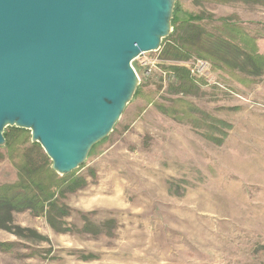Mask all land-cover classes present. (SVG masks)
<instances>
[{"label":"rangeland","instance_id":"obj_1","mask_svg":"<svg viewBox=\"0 0 264 264\" xmlns=\"http://www.w3.org/2000/svg\"><path fill=\"white\" fill-rule=\"evenodd\" d=\"M176 1L180 17L200 14L224 36L225 20L252 39L241 48L264 58L263 6ZM164 43L132 61L139 93L66 174L86 181L57 195L67 212L60 229L13 212L10 227L0 225V264H264V60L256 73L195 54L174 62L161 59ZM170 64L194 69L195 87L181 91ZM4 132L0 185L17 180L32 143L28 129Z\"/></svg>","mask_w":264,"mask_h":264},{"label":"water","instance_id":"obj_2","mask_svg":"<svg viewBox=\"0 0 264 264\" xmlns=\"http://www.w3.org/2000/svg\"><path fill=\"white\" fill-rule=\"evenodd\" d=\"M175 0H0V146L30 130L50 168L83 163L138 84L132 61L172 32Z\"/></svg>","mask_w":264,"mask_h":264},{"label":"trees","instance_id":"obj_3","mask_svg":"<svg viewBox=\"0 0 264 264\" xmlns=\"http://www.w3.org/2000/svg\"><path fill=\"white\" fill-rule=\"evenodd\" d=\"M258 4L264 7V0H241ZM200 14L189 13L179 16V7L175 0L173 16L171 18L172 32L162 40L161 59H169L174 62L184 61L192 54L209 59L222 60L225 65L242 68L245 64L252 66L253 72L261 70V60H264L256 51H247L241 48L239 43L246 45L247 34L237 31L232 24H226L223 20V34H214L207 31L200 23L203 20ZM222 19V18H221ZM224 19V18H223ZM241 38L234 40L236 34ZM221 32V31H220ZM228 38V39H227ZM230 39V40H229ZM232 40V41H231ZM179 83L181 91H188L195 87L194 76L190 69L184 65L170 64L167 68ZM138 87L134 94H138ZM5 136V132H4ZM95 145V144H94ZM92 146V148L94 147ZM91 148V149H92ZM90 149V150H91ZM22 157L17 162L18 178L14 183L0 185V225L8 229L12 222V214L15 211L30 210L34 215L43 214L47 222L56 229L60 219L66 215V208L59 200L58 194L64 190L74 191L85 183L82 176H75L67 181L66 176H59L50 168V160L38 143H30L23 149ZM64 182H66L64 184Z\"/></svg>","mask_w":264,"mask_h":264},{"label":"built area","instance_id":"obj_4","mask_svg":"<svg viewBox=\"0 0 264 264\" xmlns=\"http://www.w3.org/2000/svg\"><path fill=\"white\" fill-rule=\"evenodd\" d=\"M203 65H204L203 62L199 60L196 67H195L196 72L200 71L202 69ZM193 71H194V69L191 68L190 72L192 73Z\"/></svg>","mask_w":264,"mask_h":264}]
</instances>
